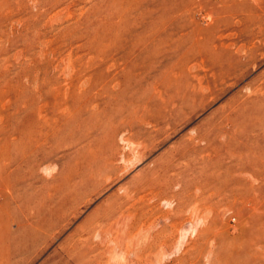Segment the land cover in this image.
Returning <instances> with one entry per match:
<instances>
[{
	"label": "rangeland",
	"instance_id": "374dc122",
	"mask_svg": "<svg viewBox=\"0 0 264 264\" xmlns=\"http://www.w3.org/2000/svg\"><path fill=\"white\" fill-rule=\"evenodd\" d=\"M262 109L264 0H0V264H264Z\"/></svg>",
	"mask_w": 264,
	"mask_h": 264
},
{
	"label": "bare ground",
	"instance_id": "6f19581e",
	"mask_svg": "<svg viewBox=\"0 0 264 264\" xmlns=\"http://www.w3.org/2000/svg\"><path fill=\"white\" fill-rule=\"evenodd\" d=\"M215 46H217V45H214V47ZM219 46V45H218ZM212 47V46H211ZM216 50H217V47H216ZM207 52V51H206ZM208 52H210V51H208ZM230 58V57H229ZM224 61V60H223ZM227 62V61H226ZM170 80H172V79H170ZM174 80V79H173ZM172 80V81H173ZM128 81V80H127ZM170 83V82H169ZM172 83V82H171ZM178 83V82H177ZM176 84V83H175ZM178 84H182L181 82L180 83H178ZM182 85H184V84H182ZM192 85V84H191ZM175 86V85H174ZM173 87V86H172ZM176 87V86H175ZM170 89V88H169ZM134 92V91H133ZM161 92V91H160ZM159 92V93H160ZM170 92V91H169ZM175 92V91H174ZM159 93H157L158 95H159ZM178 93H181V92H178ZM163 94V93H162ZM161 94V95H162ZM170 94H171V92H170ZM195 94V93H194ZM139 95V94H138ZM161 95H159V97L161 96ZM177 95V94H176ZM186 95V93H184V95L183 96H185ZM163 96V95H162ZM172 97L171 98H173V95H171ZM178 96V95H177ZM199 96V95H198ZM147 97V96H146ZM180 97H182V96H180ZM180 97H177L178 99L180 98ZM190 97V96H189ZM196 97V96H195ZM188 98V97H187ZM193 98V97H192ZM148 99H149V97H148ZM188 99H190V98H188ZM246 99V98H245ZM134 100V99H133ZM174 100V99H173ZM176 100V99H175ZM172 101V100H171ZM190 101V100H189ZM246 101V100H245ZM254 101V100H253ZM111 102V101H110ZM135 102V101H134ZM174 102V101H173ZM187 101H185V103H186ZM194 102V101H193ZM137 103V102H136ZM181 103V102H180ZM242 103V102H241ZM250 103V102H249ZM253 103V102H252ZM128 104V103H127ZM194 104V103H193ZM248 104V103H247ZM129 105V104H128ZM195 105V104H194ZM244 105V104H243ZM120 106V105H119ZM167 106H169V105H167ZM263 106V105H262ZM176 107V106H175ZM254 107V106H253ZM256 107V106H255ZM153 108V107H152ZM236 108V107H235ZM240 108V107H239ZM238 108V109H239ZM242 108V107H241ZM259 108V107H258ZM121 109H123V108H121ZM166 109L168 110V107H166ZM251 109V112H252V110H253V108H250ZM257 109V108H256ZM255 108H254V110H256ZM172 110H174V109H172ZM241 110H244V109H241ZM264 109H262L261 111H263ZM260 111V110H259ZM119 113L121 112V110L120 111H118ZM176 112V111H175ZM229 113V112H228ZM245 113V112H244ZM226 114V113H225ZM230 114V113H229ZM261 114H262V112H261ZM253 115V114H252ZM252 115H249V116H252ZM257 115V114H256ZM255 116V115H254ZM229 117V116H228ZM227 117V118H228ZM241 117V116H240ZM245 117V116H244ZM256 117V116H255ZM264 117V116H263ZM239 118V117H238ZM237 118V119H238ZM254 118V117H253ZM110 119V118H109ZM113 119V118H112ZM223 119V118H222ZM225 119V118H224ZM229 119V118H228ZM233 119V118H232ZM241 119V118H240ZM258 119V118H257ZM107 120V119H106ZM111 120V119H110ZM244 120H247V119H245L244 118ZM250 120V119H249ZM256 120V119H255ZM263 121V120H262ZM108 122V121H107ZM251 122V121H250ZM256 122V121H255ZM221 123V122H220ZM248 123V122H247ZM211 124V123H210ZM222 124V123H221ZM244 125V124H243ZM248 125H249V123H248ZM252 125V124H251ZM257 125V124H256ZM211 126H212V124H211ZM251 127V126H250ZM228 128V127H227ZM234 128V127H233ZM253 128V127H252ZM240 129V128H239ZM214 131V130H213ZM235 131V130H234ZM224 133V132H223ZM71 199V198H70ZM70 206V205H69ZM115 211H116V206L114 205V204H111L107 209H105V217L101 220V221H99L98 222V225L100 226V227H103V226H105V220H107V219H109L114 213H115ZM51 217V216H50ZM53 219V218H52ZM51 219V220H52ZM54 221V220H53ZM122 224V223H121ZM127 224H129V223H127ZM130 226V225H129ZM95 227V226H94ZM110 227V226H109ZM112 227H113V225H112ZM108 228V227H107ZM110 229V228H109ZM107 230V229H106ZM35 231V230H34ZM20 232V231H19ZM113 232H116V231H113ZM128 233L130 232V231H127ZM111 233V232H110ZM125 232L123 231V234H124ZM126 234V233H125ZM8 235V234H7ZM10 235V234H9ZM40 236V235H39ZM129 236V235H128ZM127 236V239L129 238ZM132 237V236H131ZM48 238V237H47ZM122 238V237H121ZM9 239V238H8ZM45 239V238H44ZM47 240V239H46ZM49 240V239H48ZM33 241V240H32ZM37 241V240H36ZM3 242V241H2ZM40 242V241H39ZM46 242V241H45ZM19 243V242H18ZM30 243V242H29ZM2 245V244H1ZM3 246V245H2ZM1 246V247H2ZM20 246V245H19ZM126 246V245H125ZM24 247V246H23ZM76 247V246H75ZM78 247V246H77ZM121 247H123V244L121 243L120 245H119V248H121ZM20 248H21V246H20ZM125 248V247H124ZM14 249H16V248H14ZM13 249V250H14ZM79 250H80V248H79ZM69 253L71 254V247L69 248ZM83 253V252H82ZM20 254V253H19ZM18 255V254H17ZM102 255V254H101ZM24 258V257H23ZM86 258V257H85ZM77 259V258H76Z\"/></svg>",
	"mask_w": 264,
	"mask_h": 264
}]
</instances>
